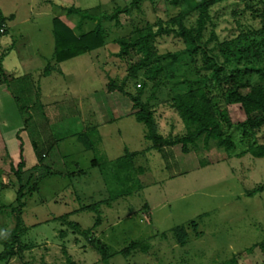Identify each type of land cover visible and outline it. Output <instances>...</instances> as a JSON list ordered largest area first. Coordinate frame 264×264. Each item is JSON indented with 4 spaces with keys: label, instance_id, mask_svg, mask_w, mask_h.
<instances>
[{
    "label": "rangeland",
    "instance_id": "rangeland-1",
    "mask_svg": "<svg viewBox=\"0 0 264 264\" xmlns=\"http://www.w3.org/2000/svg\"><path fill=\"white\" fill-rule=\"evenodd\" d=\"M131 1L0 0L4 17H14L9 28L0 30V54L7 51L2 65L15 76L0 94V202L16 204L14 169L20 161L24 176L35 178L30 195L25 188L19 252L0 264H226L230 258L264 264V156L249 151L264 141V128L244 135L241 106L226 102L222 91L211 86L212 101L230 118L224 133L233 148L199 139L184 152L180 143L158 147L147 139L135 119L137 108L115 85L125 80L126 90H142L158 131L174 137L185 128L166 102L172 93L186 90L184 81L196 76L201 59L182 54L154 81L145 78L143 69L132 73L142 52L129 47L119 56V40L132 41L138 31L146 34L148 25L155 29L185 3ZM70 7L100 17L104 45L55 63L53 17L76 34L96 24L70 13ZM117 7L126 11H119L118 19L107 18ZM209 12L228 65L264 64L259 46L264 0H224ZM148 41L153 61L162 64L169 52L183 48L181 40L167 34ZM29 58L42 66L27 72ZM47 65L54 69L43 76ZM246 80L258 83L253 74ZM79 134L91 142L89 147ZM4 215L0 231L7 228ZM179 225L186 227L183 244L173 232Z\"/></svg>",
    "mask_w": 264,
    "mask_h": 264
},
{
    "label": "trees",
    "instance_id": "trees-1",
    "mask_svg": "<svg viewBox=\"0 0 264 264\" xmlns=\"http://www.w3.org/2000/svg\"><path fill=\"white\" fill-rule=\"evenodd\" d=\"M139 0H132L135 4ZM177 5L180 0H171ZM224 0H183L185 8L179 11L166 21L159 20L155 29L152 25L147 26L146 34L138 31L137 38L125 42L119 40L120 50L118 55L122 56L128 52L129 47H136L142 54L132 73H137L143 69V74L148 80H156L161 72L172 65L182 54H188L191 58L200 57L201 63L196 65V76L185 79L186 90L184 92L172 93L166 104L173 109L179 116L185 132L174 137L163 136L158 131V124L154 117V110L147 101L141 99L142 90L131 92L125 89V80L116 84V88L123 94L130 97L133 106L137 108L135 119L141 122L145 128V137L152 140L158 147L165 144H181L184 152L197 144L202 139L205 144L210 140L216 145L230 150L234 147V141L229 134H225V128L231 127L230 118L219 104L214 103L209 95V87L216 86L224 94L225 101L228 103H237L243 109L246 119L241 122L244 135H255L264 128V64L250 65L242 69L235 65H228L226 59L222 58V52L213 31L212 18L209 8ZM126 11V8L117 7L115 11L108 15L109 19H118L119 11ZM70 13H77L81 19H90L96 21L94 27L88 31L76 34L74 30L58 17L52 19V31L54 38V50L52 58L55 63L62 62L82 53H89L101 48L104 45V29L100 23L98 15L80 11L77 8L70 7ZM194 16L191 21L190 17ZM5 17L0 9V30L5 24ZM5 28V27H4ZM159 34L172 35L183 43V48L174 52H169V60L162 64L159 61H153V54L150 50L148 38H154ZM0 35H3L0 33ZM259 46L264 49V32L259 37ZM6 50L0 54V84H9L15 76L13 72L7 71L2 65L3 56ZM54 69L53 65L45 66L42 75L47 76ZM253 74L258 79V83L249 84L246 76ZM144 82L141 84L143 87ZM112 88V86L108 87ZM111 90V89H110ZM15 100L18 101L15 96ZM19 104V101H18ZM20 105V104H19ZM22 111L24 108L19 106ZM78 138L86 145L91 142L85 138L84 134H79ZM251 155L255 157L264 156V141L257 143L255 147H250ZM24 164L20 161L14 169V174L19 183L16 189V204H5L0 202V213H5L7 228L0 231V263L7 261L13 255L19 252L18 246L20 235L24 231L22 225V209L25 205V188L29 195L33 190L34 176L29 173L26 177L22 171ZM25 177V178H24ZM258 189H262L258 187ZM97 205L90 206L96 210ZM6 223V222H5ZM73 228H78L76 223H71ZM194 228L196 222L190 221ZM186 227L179 225L173 228L177 240L183 244L187 237ZM137 245L133 242L132 246ZM25 248V247H24ZM100 250L105 253V247ZM142 250L146 246L142 245ZM106 260V258H103ZM226 264H239L235 258H230Z\"/></svg>",
    "mask_w": 264,
    "mask_h": 264
},
{
    "label": "crops",
    "instance_id": "crops-1",
    "mask_svg": "<svg viewBox=\"0 0 264 264\" xmlns=\"http://www.w3.org/2000/svg\"><path fill=\"white\" fill-rule=\"evenodd\" d=\"M13 18L14 17L12 15L10 19H5L4 26L7 27V28H9L10 27V24L9 23L12 21ZM26 61H28V62L25 63V64H27L26 65V69H25L27 72L33 70L34 67H38V69H39V67L42 66L41 65V61L39 62V60H37V59L34 60V59L29 58L28 60L26 59ZM36 64H37V66H35ZM3 92H4V94H5V92H7L6 91V88L4 87V84H0V94L3 93ZM6 94H8V93H6ZM0 99H2L1 96H0Z\"/></svg>",
    "mask_w": 264,
    "mask_h": 264
}]
</instances>
